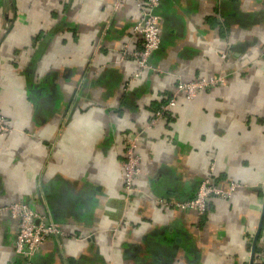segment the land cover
I'll list each match as a JSON object with an SVG mask.
<instances>
[{
    "label": "crops",
    "instance_id": "crops-1",
    "mask_svg": "<svg viewBox=\"0 0 264 264\" xmlns=\"http://www.w3.org/2000/svg\"><path fill=\"white\" fill-rule=\"evenodd\" d=\"M143 1L0 0V264H21L14 203L61 231L32 264H262L264 0H160V47L139 70ZM209 75L224 83L147 127L178 81ZM211 167L241 187L203 215L160 205L190 199Z\"/></svg>",
    "mask_w": 264,
    "mask_h": 264
},
{
    "label": "built area",
    "instance_id": "built-area-1",
    "mask_svg": "<svg viewBox=\"0 0 264 264\" xmlns=\"http://www.w3.org/2000/svg\"><path fill=\"white\" fill-rule=\"evenodd\" d=\"M159 3L160 0H145L137 4L139 18L132 27V34L141 38V48L129 52V55L139 70L149 69V60L160 47V17L156 13ZM134 77H137V74ZM223 83L224 77L210 75L188 82L178 81L174 86L171 97L164 105H161L152 113L147 126L157 125L165 115L176 108L178 96L182 95L187 100L193 99L198 92L213 86L222 85ZM0 131H9L1 114ZM138 141V134L129 135L125 139L122 162V190L126 195L133 192L135 180L140 174V156L137 153L139 147ZM212 169L211 167L209 175L200 181L194 195L190 199L174 203L160 199L158 202L163 207L170 206L180 211L189 210L196 212L198 215H203L212 198H228L241 187L239 184L230 182L225 189L220 188L212 178ZM5 209L15 218L17 223L13 253L21 260V264H32L33 258L41 244L48 238L61 235V231L56 224L45 222V220L22 203L11 204ZM262 264H264V251Z\"/></svg>",
    "mask_w": 264,
    "mask_h": 264
},
{
    "label": "water",
    "instance_id": "water-1",
    "mask_svg": "<svg viewBox=\"0 0 264 264\" xmlns=\"http://www.w3.org/2000/svg\"><path fill=\"white\" fill-rule=\"evenodd\" d=\"M258 233H259V228H258L257 233H256V235H255L254 243H253V244H255V239L257 238ZM253 251H254V245L252 246V253H253ZM249 264H252V259H250Z\"/></svg>",
    "mask_w": 264,
    "mask_h": 264
},
{
    "label": "trees",
    "instance_id": "trees-1",
    "mask_svg": "<svg viewBox=\"0 0 264 264\" xmlns=\"http://www.w3.org/2000/svg\"><path fill=\"white\" fill-rule=\"evenodd\" d=\"M171 97V95L168 97V98H166V100H164L161 104H159V106L154 110V112L161 106V105H164L165 103H166V101L169 99ZM169 114V113H168ZM167 115H165V117H166Z\"/></svg>",
    "mask_w": 264,
    "mask_h": 264
},
{
    "label": "rangeland",
    "instance_id": "rangeland-1",
    "mask_svg": "<svg viewBox=\"0 0 264 264\" xmlns=\"http://www.w3.org/2000/svg\"><path fill=\"white\" fill-rule=\"evenodd\" d=\"M148 127V126H147ZM139 169H140V167H139Z\"/></svg>",
    "mask_w": 264,
    "mask_h": 264
}]
</instances>
